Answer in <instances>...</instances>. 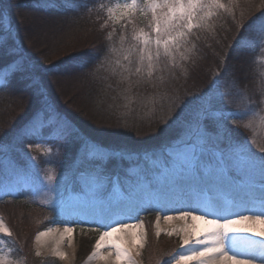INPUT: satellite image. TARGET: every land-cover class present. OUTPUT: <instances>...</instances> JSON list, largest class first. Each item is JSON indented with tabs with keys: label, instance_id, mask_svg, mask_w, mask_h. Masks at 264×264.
Wrapping results in <instances>:
<instances>
[{
	"label": "rangeland",
	"instance_id": "obj_1",
	"mask_svg": "<svg viewBox=\"0 0 264 264\" xmlns=\"http://www.w3.org/2000/svg\"><path fill=\"white\" fill-rule=\"evenodd\" d=\"M16 1L18 0L5 1V7H13V3ZM129 2L130 0H112L107 7L101 6L102 11L98 13L96 21L103 28H108L107 39H111L115 35L113 33L115 30L112 31L109 28L115 29L120 25L118 27L122 29V31L119 30V37L115 45L117 51H113L111 59L115 72L119 77L121 76V81L118 80L119 77L116 78L117 81L121 83L125 81L127 85L129 83L142 86L146 81H150L147 79L146 70L137 74L135 68L139 64L136 57L133 55L132 63L129 64L120 51L122 36L126 38L125 48L131 43L130 38L136 22L135 16L131 19H124L113 18L109 15V9L115 10L117 5ZM221 3L226 5L227 10L214 9L206 26L194 28L190 33L189 43L186 45L190 49L186 53L188 59L191 56L192 58L196 57L198 53L199 45H194V42L189 40L195 30L207 29V27L212 30L213 22L233 21L234 18L250 16L264 8V0H221ZM18 8L15 7L11 11L13 20L17 23L19 37L21 39L26 37L28 40L35 39L38 45L48 47L52 42L63 39L61 48H57L61 52L63 51L59 53L61 58L70 57L85 50L87 45H84V41L96 38V33H92L90 30L72 28L73 30L67 29L65 32L59 28L54 19L40 12L36 13L32 9L25 10L26 7ZM114 15L115 17L119 16L118 13ZM135 28L149 31L148 18L145 17L143 26ZM40 46H38L39 49ZM188 59L182 61L178 59L177 63L180 65ZM117 60H119V64L116 63ZM255 62H257L254 68L256 75L260 74L261 79H264V46ZM171 67L173 66L170 63L167 67L161 63L153 75L158 76V70L161 72L172 70ZM128 68L131 70H127ZM174 68L177 69V67ZM64 70L68 71L69 69L64 68ZM45 74H49L43 80L55 94V105L66 114L70 113L71 115L75 110L74 100L76 99H73V94L77 88L76 81L71 78L72 72L68 76L67 72L63 76L58 71H48ZM161 77L159 75L158 79ZM22 86L23 83H21ZM141 92V98H144L145 94L143 91ZM23 93L28 94V91H23ZM77 93L78 97L81 96L79 91ZM14 100L11 104H3L4 107L1 109L5 115L2 118L7 129L16 127L18 117L22 119L28 115L32 106L40 104L34 97L24 99L22 96ZM83 100L86 101L89 108H85L83 102L79 98L77 99L82 111L72 115L76 116L75 123L73 127L67 126V140L45 134L33 143H23L24 141L21 140L10 143H1L4 140L0 141V199L4 202L2 205L0 203V206H3L0 211V220H3L11 233L10 235L0 233V256L6 258L7 264H97L90 263L88 258L94 250L100 233L106 228L102 226L101 221L103 225L112 226L116 224V222H111V219L115 217H118L121 222L127 223L142 221L143 230L150 225L154 227L156 235H153L149 241H146L144 237L137 253L132 254L137 264H150V260L162 244H173L177 241L178 247L172 255L158 263L175 264L173 256L178 255L177 251L181 247V238L186 228L184 225L186 218L175 217H178L180 212L196 210L195 213H199L202 211L198 208L180 206L183 202L199 196V201L204 202L207 199L216 207H221L226 202L236 204L241 207L243 212L250 205H262L261 198L246 197L247 191L259 188L258 177L257 182L254 183L234 166H230L226 159L229 150L217 145L223 138L224 131L213 130L214 134L207 139L205 145H197L198 160L195 166L189 168L185 165L181 169L180 165L189 155L188 152L191 151L188 142L184 143L183 148L182 146L169 147L164 151L149 152L150 150H147L150 149L149 147H143L144 145H141L140 142H135L130 138V136H136L135 131L139 129L121 130L113 123L101 119L99 111L91 108L90 100ZM243 112L248 113L246 116L252 119L250 123L247 120V124L251 126L252 135L255 138L264 136V101L260 100L259 107L253 105L248 109L245 108ZM82 134L87 135L86 137L96 138L93 142L86 139L87 146H100L101 141L115 149L103 151L105 153L103 157L90 156L89 153L82 151L79 155L81 159L74 160L72 159L73 155L70 156V154L75 153L80 142L85 140L82 138ZM145 135L149 136V133H145ZM143 142L146 144L145 141ZM189 143L196 144V139ZM248 144L250 145L251 142ZM242 147L248 154H252L256 158L264 156L260 149ZM56 161H58L57 164ZM221 169H225L226 174L222 175ZM49 176L55 177V179L49 180ZM90 176H99L102 180V187L96 195H93L84 183V179ZM226 181L231 183V188L223 187L222 183ZM164 184L170 185L176 192V195L170 198L164 206H158L157 202L148 198H135L134 202L130 203L129 193L139 195L141 190L148 185L155 187ZM74 196L79 199H72ZM60 200L65 203L63 212L54 207ZM129 206L134 209L131 213L127 211ZM167 215H172L174 219L165 220L164 217ZM129 216L132 219H129ZM44 218H51L53 225L73 229V232L66 233V237L60 242L63 249L59 252L64 255H57L56 252L51 251L50 247L45 246L43 236L37 239L38 233L48 230L45 227L38 228ZM157 218H159V232L164 234L161 236L157 235ZM190 219L191 217L187 222H192ZM180 220L183 221V226H176L177 221ZM29 229L31 231L27 232ZM182 264H196V261H183Z\"/></svg>",
	"mask_w": 264,
	"mask_h": 264
},
{
	"label": "trees",
	"instance_id": "obj_2",
	"mask_svg": "<svg viewBox=\"0 0 264 264\" xmlns=\"http://www.w3.org/2000/svg\"><path fill=\"white\" fill-rule=\"evenodd\" d=\"M5 1L0 0V141L4 140L1 143L18 140L33 143L45 134L67 140V126L73 127L75 123L76 116L72 115L82 111L77 102L79 91L81 96L91 101V108L99 111L101 119L123 131L139 129L135 131L137 135L130 138L143 147H149V152L178 148L182 142H193L196 138L189 136L188 130L197 121L208 138L214 134L213 130L224 131L217 145L226 150L233 146L264 147V136L255 138L252 135L251 126L247 124V120L250 123L252 119L243 112L253 105L259 107L260 100L264 101V79L254 70L256 57L264 46V8L233 21L213 22L212 30L209 27L195 30L189 40L199 45L197 56L189 57L177 69L158 70V76L148 77L150 81L141 86L127 85L125 81L121 83L116 79L119 75L111 59L118 33L122 31L118 27L120 25L115 29L109 28L115 30V35L107 39L108 28H103L96 21L101 8L107 7L112 0H18L13 7H5ZM15 7L40 12L54 19L65 32L72 28L90 30L96 33V38L84 41L87 45L85 50L61 58L59 53L63 51L57 48H61L63 39L50 42L48 47L38 45L35 39L19 37L17 23L12 16ZM135 19V27L145 24V17L139 13ZM48 71L67 72V76L72 72L70 77L76 81L77 88L73 94L75 110L71 115L55 105V94L43 80L49 75L45 74ZM159 75L162 77L158 79ZM118 80L121 81V76ZM23 91H28V94H22ZM141 91L144 98H141ZM22 96L24 99L34 97L40 104L32 106L22 119L18 117L16 127L7 129L1 109L5 103L11 104ZM145 133L149 136H144ZM86 136L82 134L85 140L80 142L75 153L70 154L72 159H81L82 151L90 152L91 145L85 144L86 139L93 142L96 138ZM98 147L103 151L115 149L101 141ZM222 184L226 189L232 187L228 181ZM246 195L261 198L257 187L247 191ZM0 203H4L2 199ZM2 208L0 206V211ZM44 220L52 222L51 218Z\"/></svg>",
	"mask_w": 264,
	"mask_h": 264
},
{
	"label": "snow or ice",
	"instance_id": "obj_3",
	"mask_svg": "<svg viewBox=\"0 0 264 264\" xmlns=\"http://www.w3.org/2000/svg\"><path fill=\"white\" fill-rule=\"evenodd\" d=\"M214 9H226V5L221 3V0H130L129 3L117 5L115 10L109 9V15L113 18L131 19L139 13L142 17L148 18L149 31L134 27L130 38L131 43L126 48L124 47L126 38L123 36L120 38V51L124 59L129 61V64L132 63L133 55L136 57L139 64L135 68L137 74H141L146 70L147 76L152 77L161 63H164L165 67L169 63L173 67H178V59L181 61L188 59L186 53L190 49L186 45L189 43L190 33L194 28L205 27L209 17L213 15ZM115 13H118L119 16L115 17ZM112 51L117 50L112 49ZM116 63L119 64V60ZM127 70L130 71L131 69L128 68ZM188 135L196 138V144L188 143L191 151L188 152L189 155L180 165L181 169L185 165L189 168L195 166L198 160L197 145H205L208 139L207 134L200 127L199 121L195 126L189 128ZM183 146L184 142H182V148ZM260 152L264 153V147L260 148ZM89 155L103 157L105 153L98 146L91 145ZM226 159L230 166H234L250 181L255 183L258 177L262 206H264V156L256 158L254 155L248 154L245 148L233 146L227 152ZM221 174H226V170L221 169ZM48 179L53 180L55 177L49 176ZM84 183L93 195L98 194L102 187V180L99 176L87 177L84 179ZM175 195L176 192L173 187L168 184L155 187L148 185L141 190L139 195L129 193V201L131 203L134 202L135 198H148L157 202L158 206H164ZM72 199H79V197L74 196ZM197 200L199 202V196H197ZM54 207L63 212L65 203L63 200L57 201ZM203 207L215 212L214 205L207 199L204 200ZM133 210L131 206L127 208L129 213ZM195 211L180 212L179 216L175 217L185 219L190 216L193 221L203 222L202 227L193 225L189 237L183 239L181 250L182 253L186 252L187 254L178 253L180 261L194 260L196 264H226L227 261H231V264H255L256 260L264 262V240L260 241L261 247L258 249L249 244L243 246L241 251H236L238 245L237 241L233 239V235L241 231L252 232L251 229L237 227L241 219H248V217L232 214L235 218L229 219V213L224 210L217 213L219 215L218 219H209L207 215H196ZM261 215H264V213ZM128 218L132 219L131 216ZM256 218L261 219V216L258 215ZM164 219L171 221L174 217L167 215ZM158 221L159 218H157V235L160 234ZM101 224L107 227V230L100 233L93 256L107 259L106 256L100 254V250L110 247L115 250L117 264H137V261L131 255L130 249L125 246V236L122 235L117 238L114 234L124 233L130 235L131 242L134 245H140L145 237L143 222H117L115 226H110L103 225L101 221ZM47 231L50 230L38 233L37 239L47 235ZM64 232L72 233L73 229L65 227ZM0 233L11 234L3 220H0ZM256 235L264 236V232ZM192 237H195L194 241ZM185 246L189 247L185 248ZM229 252H232V255H229ZM57 255L62 256L64 254L57 253ZM241 255L250 256L251 259H239L238 257ZM0 264H6L5 257L0 256Z\"/></svg>",
	"mask_w": 264,
	"mask_h": 264
},
{
	"label": "bare ground",
	"instance_id": "obj_4",
	"mask_svg": "<svg viewBox=\"0 0 264 264\" xmlns=\"http://www.w3.org/2000/svg\"><path fill=\"white\" fill-rule=\"evenodd\" d=\"M60 75L65 76V74H60ZM83 99H85L83 96L79 97V100H81L83 102L84 107L89 108L88 105L86 104V101ZM199 203H200V205H199ZM199 203L197 201V198H192V199H189L188 201L183 202L180 206H182L184 208H198L202 211L199 213L197 212L195 214L196 215H198V214L207 215L209 219H218L219 215L217 213L223 212L224 210H226L227 213H229V215H228L229 219L235 218V216L232 214H236L240 217H248V219H241L240 223L237 225V227L240 229H251L252 232L241 231V232H238V233L233 235V239H235L237 241V245H238L236 251H238V252L241 251L243 246L249 245V244H251L254 248H257V249L261 247L260 241L264 240V236H259L256 234L264 232V215H261L262 213H264V206H262V205H250L249 207H247V210L243 212V211H241L242 209L240 206H238L236 204L233 205L230 202H226L223 204V206L221 205V207L214 206L215 212H213L212 210H209V209L203 207V201L202 200L199 201ZM239 212H242V213H239ZM258 215L261 216V219L256 218ZM189 217L186 218V222L184 223V225H186V228L184 229L183 237L181 238L182 241L184 238L189 237L190 232H191V227L193 225H196L198 227L203 226L202 221H193L192 219H190L192 222H190V223L187 222V220H189ZM111 222L127 223V222H121L118 217L111 219ZM115 225L116 224H114L112 226H115ZM177 225L183 226V221H181V220L177 221L176 226ZM43 227L48 228V230H50V231H47V235L43 236V238H44L43 241H44L45 246L50 247L51 251H54L56 253H60L59 251L61 249H63L62 244L60 242L64 237H66V233L64 232L65 228L61 225H53V223H50L47 220L42 221L38 226V228H43ZM161 228H163L162 225H161ZM106 230H107V227L104 229V231H106ZM144 233H145L146 241H149V239L153 235H156L155 231H154V227L151 225L144 229ZM114 235L117 238H120L122 235H124L125 236V242H126L125 246L130 249L131 255L133 253H137V251H138L137 249L139 248V245H134L131 242L130 235H126L124 233H117ZM161 235H164V234L160 233L159 236H161ZM194 239H195V237H192L193 241H194ZM181 245H182V243H181ZM177 247H178L177 241H175L173 244H162L161 247L158 248V250L156 251L157 253H155L154 256L152 257V260H150V264H158L159 262L166 260L167 258H169L172 255V253L175 251V249ZM187 247H189V246H185V248H187ZM197 247H199V246H197ZM95 251H96V248L94 247L92 254L88 258L90 263L117 264V259H116V257H114V256H116L115 250L113 248L105 247V248L100 250V254L102 256H106L107 259H100L99 257H94L93 253ZM177 253H182L181 247L178 249ZM109 254H111V255H109ZM182 254L186 255L187 253L183 252ZM229 255H232V252H229ZM173 257H175V260H174L175 264H182L183 263V261L179 260V255L175 254ZM238 258L242 259V260L251 259V257L247 256V255H241ZM6 264H7V262H6ZM226 264H231V261H227ZM255 264H264V262H262L260 260H256Z\"/></svg>",
	"mask_w": 264,
	"mask_h": 264
}]
</instances>
